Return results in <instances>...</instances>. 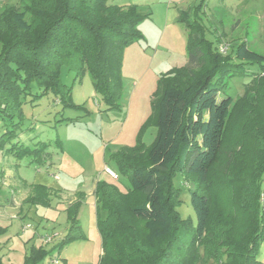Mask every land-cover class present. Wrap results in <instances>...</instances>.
<instances>
[{
    "label": "trees",
    "instance_id": "trees-1",
    "mask_svg": "<svg viewBox=\"0 0 264 264\" xmlns=\"http://www.w3.org/2000/svg\"><path fill=\"white\" fill-rule=\"evenodd\" d=\"M21 4L23 10L7 6L0 13V119L10 121V130L0 138V157H29L40 166L50 158L51 143L28 146L20 141L26 121L23 98L36 85L41 92L37 98L53 94L64 110L77 109L61 81L62 68L67 67L77 79L89 73L106 110L119 109L124 52L143 40L139 26L144 18L136 6L112 4L111 0H21ZM200 8L194 13L180 12V22L188 31L187 65L170 70L157 81L153 102L159 130L156 142L150 148L139 143L112 155L115 168L108 167L119 179L125 175L130 188L123 192L107 181L95 185L102 240L99 264H201L209 259L216 264H264L259 259L264 248V155L258 158L263 161L247 200L240 174L223 171L230 178L224 183L232 211L214 212L219 196L212 203L203 191L205 187L216 194L220 191L214 171L226 161L227 136L232 138V152L241 146L243 156L249 153L247 141L240 142L243 126L237 105L240 103L245 115L255 111L253 94L256 83H264V55L251 50L246 41L223 55L208 38L209 30L198 16ZM249 65L258 66L260 73L249 71ZM248 76L255 79L246 86L240 102L230 96L219 100L227 93L230 79ZM255 138L264 142V133ZM178 175L190 186L196 224L177 211L182 202L174 183ZM32 189L25 204L50 205L51 188L34 185ZM84 200L80 193L69 205L68 232L57 247H32L24 264H42L55 250L86 240L78 216ZM101 210L104 220L99 218ZM215 216L219 229L211 240ZM240 221L242 237L237 241ZM5 233L0 228V237ZM180 234L191 239L183 252L186 255L176 258L180 252L168 245L178 244ZM0 264L6 263L0 258Z\"/></svg>",
    "mask_w": 264,
    "mask_h": 264
},
{
    "label": "rangeland",
    "instance_id": "rangeland-1",
    "mask_svg": "<svg viewBox=\"0 0 264 264\" xmlns=\"http://www.w3.org/2000/svg\"><path fill=\"white\" fill-rule=\"evenodd\" d=\"M111 3L136 6L138 13L144 18L139 26L143 40L128 47L124 52L119 109L106 110L89 73L86 72L81 79H77L75 73L63 67L61 81L69 89L71 102L77 109L64 110L62 103L53 94L37 98L41 92L36 85H33L31 93L23 98L26 121L20 141L28 146H34L38 142L51 143L48 152L51 154L53 166H39L29 157L22 160L0 157V184L3 175L1 172L12 168L13 176H20L30 184L46 185L68 195L65 196L66 202L72 197H75L76 201L78 194H84L85 200L80 206L78 216L86 240L71 242L59 251L55 250L52 257H48L42 264H53L54 259L59 260L58 264L100 263L102 240L97 227V198L89 194L98 181H107L123 192L128 191L130 182L125 175H120L119 180H114L105 171L106 166L115 168L112 155L139 143L143 148H150L156 142L159 130L153 102L156 98L157 81L161 75L188 63V31L180 22V12L194 13L202 6L198 16L209 30L208 38L218 45L221 52L224 49L223 55L231 54V49L242 41H246L251 50L264 55V0H111ZM7 6H17L23 10L21 0H17L15 3L0 6V13ZM192 16L194 18V14ZM217 39H221L220 44ZM247 68L257 75L260 73L258 66L249 65ZM254 79V76L230 79L227 93L221 95L219 100L230 96L238 102L244 96L246 86L253 84L251 82ZM256 84L260 90L258 86L254 88L253 95L257 98L255 111L245 115V112H241L240 103L237 105L240 111V126H243L240 129V142L247 141L246 148L249 153L243 156L241 146L237 147V152H232V138L231 135L227 136L224 152L226 161L214 171V182L220 191L216 194L213 188L203 189L209 194L212 203L219 196L218 204H213L214 212H226L228 209L232 211L229 191L224 183H228L230 178L228 176L227 180L223 171H227L228 175L240 174L244 198L247 200L251 194L253 178L261 168L263 160L258 158L264 155V142L256 141L255 137L264 133V83ZM249 102L255 101L249 99ZM9 124L10 121L0 119V138L10 130ZM243 129L245 133L242 132ZM174 183L180 191L182 201L177 211L183 219L192 218L196 224L188 182L178 175ZM10 190L11 188L3 187L0 192V204H6L10 199ZM27 192L26 188L20 189L21 199L25 198ZM69 196L71 198H68ZM261 199V202H264V199ZM66 202L56 201L54 198L48 206L28 205V216L26 219L21 218L25 221L20 218H11L9 222L0 219V227L8 228L7 234L0 241V255L4 254L3 261L8 264H24L25 256L34 245L43 246L46 250L57 247L69 228V206ZM21 205L25 206L24 200ZM105 217V212L101 210L99 218L104 220ZM217 218L213 217L210 225L211 240L219 229ZM240 222L235 232L237 241L242 237L240 232L243 230V222ZM25 223L31 228L23 231L21 226ZM34 232H37L38 236L32 239L34 242L28 243ZM44 237L54 239L50 244H44L41 240ZM177 238L180 239L178 244L168 246L169 249L180 252L175 255L179 258L186 255L183 252H187L191 237L180 234ZM259 259L264 261V248ZM201 264L216 262L209 259Z\"/></svg>",
    "mask_w": 264,
    "mask_h": 264
},
{
    "label": "crops",
    "instance_id": "crops-1",
    "mask_svg": "<svg viewBox=\"0 0 264 264\" xmlns=\"http://www.w3.org/2000/svg\"><path fill=\"white\" fill-rule=\"evenodd\" d=\"M16 1L17 0H0V6H5L6 4H9V3H15ZM18 1H20V0H18ZM22 136L23 135L20 136L21 140H22ZM1 158H3V157H1ZM10 158L11 157H9V159ZM44 165L45 166H50V167L53 166L51 155H50V158L45 162ZM1 173L3 174L2 175V183L0 184L1 188H2L1 190H3L4 186H6L8 188H11V190L9 192L10 193V199L7 201V203L6 204L5 203L0 204V219H2V221H8L11 218H13V219L20 218L21 219V218L24 217V219H26V217L28 216V212L27 211L29 210L28 209V205L29 204H25V206H24V205H21V202H22V200H24V203H25V201L28 199V197L32 193V190H31L32 187L31 186H34V185L28 183L26 180H24L20 176H13L14 174L12 172V168L11 169H5ZM11 179H14V181L12 182ZM56 179H57V177H56ZM37 185H41V184H37ZM43 186H46V185H43ZM24 188L28 189V192H27L25 198L23 197L21 199V196L19 195V192H20V189H24ZM52 191H53L52 200H54V198H55L56 201H63V202L67 201L65 196H68V195L62 194L60 191H56V190H53V189H52ZM94 192H95V186H94L93 191L89 194V196L94 195ZM68 198H71V197L69 196ZM57 199H59V200H57ZM75 199H76L75 197H72L70 201L66 202L67 206H69L73 202H75ZM19 202H20V205H19ZM14 211H17V213H14ZM24 219H21V220L25 221ZM25 225H27V224L25 223V224H23L21 226L23 231H24L23 228H24ZM0 228L6 229V233L5 234H7V232H8V228L7 227H0ZM66 231L68 232V229H66ZM5 234L0 237V241H1V239H3ZM37 236H38V233L34 232L33 235L30 237V239H29L30 241H28V243L29 242H34V241H32V239L36 238ZM41 240H42V243H43V239H41ZM33 247L40 248V246H35V245ZM0 258L3 261L4 260V254H2V256L0 255ZM6 264H8V263H6Z\"/></svg>",
    "mask_w": 264,
    "mask_h": 264
},
{
    "label": "built area",
    "instance_id": "built-area-1",
    "mask_svg": "<svg viewBox=\"0 0 264 264\" xmlns=\"http://www.w3.org/2000/svg\"><path fill=\"white\" fill-rule=\"evenodd\" d=\"M222 52H224V49H222ZM105 171L112 179H114V180H118L119 179L118 178V174L112 168L106 166ZM29 228H31V226L29 224H27V225L24 226L23 229L27 230ZM53 239H54V237H44L43 238V243L44 244H50L53 241ZM58 261H59L58 259H54V260H52V263L53 264H58Z\"/></svg>",
    "mask_w": 264,
    "mask_h": 264
}]
</instances>
